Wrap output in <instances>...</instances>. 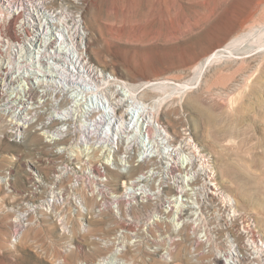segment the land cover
<instances>
[{"label": "rangeland", "instance_id": "1", "mask_svg": "<svg viewBox=\"0 0 264 264\" xmlns=\"http://www.w3.org/2000/svg\"><path fill=\"white\" fill-rule=\"evenodd\" d=\"M62 4L70 12H80L87 24L91 45L85 53L92 66L128 82L172 84L153 91V95L166 97L160 124L176 136L181 147L187 143L183 140L189 141L183 155L194 147L199 150L206 164L213 167V182L217 184L218 191L214 189L215 194L201 208L196 227L191 223L179 235L170 229H153L150 226L159 219L154 215L156 205L141 198L121 201L124 213L122 219L116 218L114 195L140 189L137 183L133 187L132 181L139 176L144 179L152 169L140 172L137 168L133 179L111 183L110 170L130 171L128 159L115 163V151L122 140L115 143L108 133L85 135L82 130L61 145L67 150L47 142L52 129L41 127L33 111L39 106L36 102L44 100L42 95L50 97L56 66L67 65L68 59H64V50L63 57L52 59L56 46L41 48L38 34L52 35L45 14ZM11 6L25 10L15 22L16 31L25 25L26 18L34 16L30 8L38 10L39 17L34 16L35 27L27 28V39L21 36L12 41L7 24L10 6L6 0L0 1V16L4 18L0 67L4 73L11 71V77L0 73V91H5L0 95V106L8 110L0 120V264H99L115 248L105 250L103 244L122 231L137 241L122 257L126 264H214L217 251L211 244L208 247L199 242L198 236H215L220 250L227 249L228 239L250 248L243 234L249 217L255 223L256 239L264 242V120L258 107L264 91V0H11ZM224 48H228L226 57L214 61L198 81L199 67ZM173 84H186L189 89L180 93ZM29 87L38 92L37 99H28ZM89 101L98 103L95 98ZM84 102L79 100L75 110L78 120L83 119ZM40 110L56 111L53 106ZM27 118H35V122L30 120L33 126L22 129L20 138L15 137L11 130ZM146 141L149 143L147 136ZM133 159L137 166L140 159L135 155ZM93 166L100 168L101 177L93 173ZM165 172L163 163L148 176L155 179ZM204 186L208 187L206 176L197 185L198 191ZM187 190L178 200L181 204L197 198V190L190 185ZM61 191L64 197L60 198ZM169 194L163 201L166 207L169 200L176 201V196ZM53 195L61 201L56 209L47 210V200ZM233 211L231 226L227 218ZM20 214H25L26 220L16 236L23 220ZM252 250H242L241 254L253 257ZM260 255L264 259V254Z\"/></svg>", "mask_w": 264, "mask_h": 264}, {"label": "bare ground", "instance_id": "2", "mask_svg": "<svg viewBox=\"0 0 264 264\" xmlns=\"http://www.w3.org/2000/svg\"><path fill=\"white\" fill-rule=\"evenodd\" d=\"M6 1L11 7V10L8 9L9 15L7 16V24L9 28H11L10 39L12 41H18L21 36L27 39V28L36 26V18L34 16L36 15V17H39V11L30 8V12L34 16L26 18L25 25L21 27L20 30L16 31L14 28L15 22L21 12H25V10L17 6H15V9L11 6V0ZM40 4V7L43 8L45 3L43 4L41 1ZM27 14H29V12ZM45 15L49 18L45 24H48V26L50 25L49 28L53 33L48 37L44 32L38 34L42 39L40 47L47 50L48 44L53 46V41L55 46L58 45L57 48L55 47L53 53L50 54L51 58L56 59L60 57L62 50H64L62 53L64 54V59H68H65V63H68L67 66H56L57 75L54 80V85L56 83V86L53 91L50 92V98L44 101V105H52L58 109L56 113H54L56 115L52 114V116L47 117V114L38 111V109L41 108L40 106L34 108V114H38L34 115V117L38 122L40 121L41 127L48 124L46 122L47 119L49 121L53 119V123L58 124V127L53 131V135L48 136L49 139L47 142L59 147L58 150H67L66 146L61 145H65L68 138L70 136L73 137L77 131L82 133V130H84L85 135L92 134L93 132L102 135L104 132L107 136L108 133L114 138L115 143L116 141L119 143L120 140H122V145L117 148V150L116 147L113 146L116 150L115 163L118 165L121 159H128V162L131 165L130 171L129 173H123L119 169L110 170L109 180L111 183L133 179L137 168L140 172H143L145 169H152L143 175L145 177L144 179L139 176L132 181L131 184L135 185V183H137L140 186V189L135 190L134 188H131L127 190L126 194L120 196L114 195V201L116 202V208L118 209L115 215L116 218L122 219L124 213L120 205L121 201L141 198L142 202H150V205H156L154 215L155 218L159 217V219H155L152 226H150L153 229L157 228L163 232H168L170 229L172 234L179 235L184 232L185 227L191 223L193 227H196L197 220L201 215V208H205L210 200L209 196L215 194L214 189L218 191L217 184L213 182V167L206 164V161L202 159L199 150H196V147H194L195 150H187L189 153L183 155V152L181 151L185 150L187 145H190L188 144L189 141L183 140L187 143L184 148L181 147L182 143L179 144L176 136L168 133L160 124L161 108L166 97L153 95V91L160 92L159 90L162 85L172 84L167 81L158 83L128 82L120 80L114 76L112 77L111 74L105 73L94 65L93 67L90 63V58L85 53L86 49H90L91 33L87 31V24L83 21L81 13L70 12L68 6L62 4L59 9L57 8L53 12H46ZM3 19L4 18L0 16V30ZM41 25L42 31H44L45 26L42 23ZM61 41L65 44L64 47H61ZM1 43L2 38L0 37V44ZM227 50L228 48L219 50L205 60L198 69V81H200L204 70L214 61L216 62L217 60L226 57L225 53ZM40 52H42V49H40ZM2 68L3 67H0V72H2ZM4 68L8 69V66ZM7 74H10L11 77L10 70L7 71ZM173 85V88L180 90V93L189 89L186 84ZM33 87H29L28 89L29 97H38L39 94ZM92 98H95L98 103H91L89 100ZM79 100L80 102L86 100L83 106V119L81 120H78L75 115ZM258 107L262 113L261 118L264 120V91L263 99L261 98L258 101ZM7 111V108L0 106V120L3 118V115H6ZM35 118H27L20 128L23 129L30 127V125L33 126L31 121L35 122ZM95 129L96 131H94ZM146 136L149 139V143L146 141ZM134 146L137 148L135 152L132 150ZM261 146H264V142H261ZM122 154H127V157H123ZM133 155H135L136 160L140 159V163L137 166L136 164H133ZM181 156H183V158ZM163 163L166 166V172L163 173L162 176L156 175L155 179L154 175L148 176L150 172L155 170L157 165ZM106 165L109 166L108 163ZM91 170L99 177L102 176L99 167L93 166ZM203 176H206L208 179V187L206 188V186H204L202 187L204 190L201 189L198 191V188L200 187L197 188V185L203 179ZM2 181H6V179ZM140 182L146 183L139 184ZM186 185H190L192 190L198 191L197 198L195 199L196 202L181 204L178 201L179 198L186 196L188 191ZM139 190L142 192L137 193ZM169 192L172 193L173 196H176V201L169 200L167 202L169 206L166 207V205L163 204V201L165 200V197L170 195ZM58 194L60 195V198L62 196L64 197L62 191ZM225 197L230 205L234 207L235 205L232 199L227 195H225ZM60 198L58 199L53 195L51 200H47L48 207H46V209L51 210L55 208L56 204L61 201ZM181 202L186 201L182 200ZM81 210L83 211L82 207ZM20 215L23 218L25 216V214ZM128 215L129 214H127L128 221L132 222L133 219L131 220V218H129L130 215ZM232 216H234V211L233 214H230L227 218V221L231 226ZM124 219L126 220V218ZM235 219L237 221L238 216H235ZM83 228L85 232L88 231L86 226ZM129 236L131 235L128 234V231H122L119 236L107 239L105 244H103L105 250H109L114 246L115 248L113 249L112 254L108 258L102 259L99 264H126V261L122 257L125 256L128 248L137 242L131 240ZM198 240L199 242L203 241L204 243H207L208 247H210L211 244V249L217 251L213 259L215 262L214 264H243L246 261L249 262L248 264H264V259L261 258V255L257 256L254 254V256L251 257L248 254H241L242 250L247 251L248 249L255 248L254 241H250L249 239L246 241V245L250 246V248H247L245 245L239 246V244L235 242V239H228L227 244L225 245V248H227L226 250L218 249L216 243L217 239L213 235L206 239H202L198 236ZM262 246H264V243ZM241 248L243 249L241 250ZM253 252L258 253L255 250ZM254 258L258 259L257 263L254 262Z\"/></svg>", "mask_w": 264, "mask_h": 264}, {"label": "built area", "instance_id": "3", "mask_svg": "<svg viewBox=\"0 0 264 264\" xmlns=\"http://www.w3.org/2000/svg\"><path fill=\"white\" fill-rule=\"evenodd\" d=\"M9 9L11 10V7H9ZM15 9H16V7H15ZM21 29V28H20ZM27 36H28V31H27V34H26ZM2 35H1V30H0V37H1ZM23 37V36H22ZM2 38V37H1ZM52 43L54 44V42L52 41ZM62 44L63 45H65L62 41H61V47H64V46H62ZM48 45H50V44H48ZM55 45V44H54ZM58 45V44H57ZM57 45H56V48H57ZM54 50H55V47H54ZM68 65V64H67ZM66 65V66H67ZM0 73H4L3 71L2 72H0ZM4 74H7V73H4ZM1 75V74H0ZM55 86H56V83H55ZM1 90L3 91V92H5L2 88H1ZM3 92L1 93V91H0V95L1 96H3L4 94H3ZM75 93H77V92H75ZM40 96V95H39ZM42 97V99H44V100H42V101H39V102H36L37 104H39V106L41 107V108H43L44 106H52V105H44L45 104V97L42 95L41 96ZM37 99V97H29V92H28V99ZM50 98V97H49ZM48 99V98H47ZM43 103V104H42ZM47 104V103H46ZM55 109H56V111L58 110L55 106H53ZM5 108H7V107H5ZM38 111L39 112H42L41 110H40V108L38 109ZM56 111H54V113H56ZM34 113H35V111H33ZM53 113V115H56V114H54ZM44 114H47V117H49V116H52V114H48V113H44ZM35 115H38V114H35ZM3 116H5V115H3ZM46 117V118H47ZM29 119V118H28ZM53 120V119H52ZM52 120H46V122L48 123V124H46L45 126H44V128H51L52 129V131H50L49 133L51 134V135H53V131L58 127V124H54L53 123V121ZM20 126L21 125H19L18 126V128H15V129H13V130H11L12 132L11 133H13L14 135H15V137H17V138H20L21 136H22V129L20 128ZM43 127V126H42ZM23 129H26V128H23ZM0 134H3V133H1L0 132ZM105 133L103 132V134L102 135H104ZM4 137V136H3ZM34 175V174H33ZM133 187H135V185H133V184H131ZM23 220L18 224V227H19V229L18 230H16V232H15V234H16V236H17V233H18V231H20V229H22V226L23 225H25V223H24V221L26 220L25 218H22ZM25 219V220H24ZM241 220H242V217H241ZM240 223L242 224L243 222L242 221H240ZM251 226V227H250ZM243 228H244V226H243ZM249 228V229H248ZM248 228H245V229H247V231H245V230H243V234H244V236H245V238H246V241L249 239L250 241H254L253 243H254V245H255V248H252V249H254L255 251H257L258 253H254L253 251L254 250H252L251 252L253 253V254H255V255H257V256H259L260 255V253L262 254H264V246H262L263 245V241L262 240H260L259 239V242H258V240L256 239V236H255V223H254V220L252 219V218H250L249 217V222H248ZM250 247V246H249Z\"/></svg>", "mask_w": 264, "mask_h": 264}]
</instances>
